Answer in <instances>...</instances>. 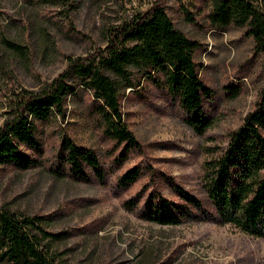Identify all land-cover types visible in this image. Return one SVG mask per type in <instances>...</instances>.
<instances>
[{
    "label": "rangeland",
    "instance_id": "obj_1",
    "mask_svg": "<svg viewBox=\"0 0 264 264\" xmlns=\"http://www.w3.org/2000/svg\"><path fill=\"white\" fill-rule=\"evenodd\" d=\"M157 1L0 0V127L17 105L16 93L45 90L69 70L68 56L105 47L111 28ZM162 1L176 27L200 43L195 52L200 75L215 92L204 98L210 124L199 133L173 96L143 80L139 90H122L124 119L143 147L126 152L104 132L97 102L72 73L68 81L77 93L69 96L65 116L37 121L39 146H21L35 164L0 165V209L43 216L46 229L58 236L37 233L38 242L56 264H264V237L231 222L200 213L178 225L145 217L150 196L180 201L179 189L214 213L208 163L226 150L264 88V55L255 52L244 28H215L211 0ZM6 38L27 46V55L10 48ZM64 139L95 150L100 168L73 172L63 160ZM134 167L141 176L123 186L120 177Z\"/></svg>",
    "mask_w": 264,
    "mask_h": 264
},
{
    "label": "trees",
    "instance_id": "obj_2",
    "mask_svg": "<svg viewBox=\"0 0 264 264\" xmlns=\"http://www.w3.org/2000/svg\"><path fill=\"white\" fill-rule=\"evenodd\" d=\"M186 15L189 21L195 20L187 8ZM209 18L217 29L244 28L245 35L255 42V52L264 55V0L261 4L257 0H211ZM5 41L27 55V46L8 38ZM199 47L198 41L176 27L162 0L114 26L105 47L76 59L68 56L69 70L55 77L48 88L16 93L17 105L0 127V165L28 169L35 164L32 157L22 155L21 146H39L37 121L65 116L69 96L77 93L76 86L68 81L72 73L97 102L104 132L126 152H141L143 147L124 119L122 90H139L143 80L163 87L190 115L189 124L203 133L210 124L205 120L204 98L215 92L200 75L195 58ZM233 93L237 95L238 90ZM62 146L66 150L63 160L73 172L84 174L86 167L100 168L95 150L65 139ZM208 165L207 193L214 213L200 198L178 188L180 201L163 198L158 202L157 194L150 196L145 217L163 225H178L200 213L264 237V88L256 108L230 134L226 150ZM141 174V168H131L122 174L120 183L127 187ZM44 219L0 209V264H56L38 242L37 233L58 236L46 229Z\"/></svg>",
    "mask_w": 264,
    "mask_h": 264
}]
</instances>
